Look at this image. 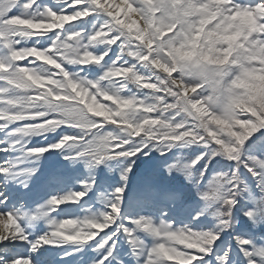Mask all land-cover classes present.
<instances>
[{"label":"snow or ice","instance_id":"6c2138e0","mask_svg":"<svg viewBox=\"0 0 264 264\" xmlns=\"http://www.w3.org/2000/svg\"><path fill=\"white\" fill-rule=\"evenodd\" d=\"M0 246L264 264V0H0Z\"/></svg>","mask_w":264,"mask_h":264},{"label":"rangeland","instance_id":"374dc122","mask_svg":"<svg viewBox=\"0 0 264 264\" xmlns=\"http://www.w3.org/2000/svg\"><path fill=\"white\" fill-rule=\"evenodd\" d=\"M154 155L157 157L159 156L158 153H154ZM56 159H57V161L61 160V158L59 157L58 154L56 155ZM144 159H145V161H147L149 158L146 157ZM41 163L43 164V161H41ZM148 167H149V165L147 163H141L139 169H134V172H137L138 175L136 177H130V179H129V191H128V193H126L127 196H129V197H141V196H143L145 200L151 199L150 195H148L144 191V182L142 179V176ZM104 172L111 178V182L113 184V187L119 186V181H120L119 170H114L112 172H109L107 169H104ZM164 175L166 176L167 173L165 172ZM75 190H79L78 186L76 187ZM111 190H112V188H108V191H111ZM56 194L62 195V194H64V192H62V193L57 192ZM89 195L91 196L92 193H89ZM99 206L100 205L97 203L96 207H99ZM221 239L223 240L224 237L222 236ZM230 245L234 246L235 241L231 240ZM227 246L228 245H226V247ZM235 252H238V249H234V253Z\"/></svg>","mask_w":264,"mask_h":264},{"label":"bare ground","instance_id":"6f19581e","mask_svg":"<svg viewBox=\"0 0 264 264\" xmlns=\"http://www.w3.org/2000/svg\"><path fill=\"white\" fill-rule=\"evenodd\" d=\"M69 191L68 188H65V189H62V190H59V192H67ZM67 207H75V206H67ZM15 255H28V251H27V248L26 246H21L15 253ZM72 260H73V257H68V264H72Z\"/></svg>","mask_w":264,"mask_h":264}]
</instances>
